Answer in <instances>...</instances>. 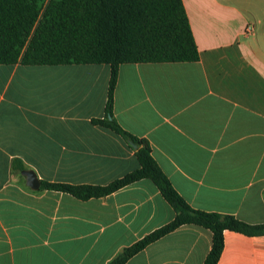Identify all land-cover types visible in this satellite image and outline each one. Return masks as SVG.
Instances as JSON below:
<instances>
[{
  "label": "crops",
  "instance_id": "1",
  "mask_svg": "<svg viewBox=\"0 0 264 264\" xmlns=\"http://www.w3.org/2000/svg\"><path fill=\"white\" fill-rule=\"evenodd\" d=\"M182 2L198 60L120 64L111 117L192 208L264 222V0ZM109 77L105 63L0 64V264H106L174 217L148 179L86 199L41 188L138 167L136 147L95 122ZM210 246V230L184 224L125 264H202ZM216 264H264V235L224 230Z\"/></svg>",
  "mask_w": 264,
  "mask_h": 264
},
{
  "label": "trees",
  "instance_id": "2",
  "mask_svg": "<svg viewBox=\"0 0 264 264\" xmlns=\"http://www.w3.org/2000/svg\"><path fill=\"white\" fill-rule=\"evenodd\" d=\"M197 60V46L182 0H0V64H108L105 115L95 122L136 145L138 167L108 184L41 181V188L86 199L148 179L175 211L168 223L124 247L106 264H125L149 243L184 224L211 232V246L202 264H216L224 230L264 235V222L248 223L232 214L192 208L153 159L148 144L111 117L120 64Z\"/></svg>",
  "mask_w": 264,
  "mask_h": 264
},
{
  "label": "water",
  "instance_id": "3",
  "mask_svg": "<svg viewBox=\"0 0 264 264\" xmlns=\"http://www.w3.org/2000/svg\"><path fill=\"white\" fill-rule=\"evenodd\" d=\"M110 118V116H108ZM132 146H136L135 144L131 143ZM22 173L25 175V179H26V184L32 188V189H37L39 188L40 185V181L37 178L36 173L34 172V170L32 169H26L23 170Z\"/></svg>",
  "mask_w": 264,
  "mask_h": 264
},
{
  "label": "built area",
  "instance_id": "4",
  "mask_svg": "<svg viewBox=\"0 0 264 264\" xmlns=\"http://www.w3.org/2000/svg\"><path fill=\"white\" fill-rule=\"evenodd\" d=\"M252 30V25L251 24H247L245 27V32H250Z\"/></svg>",
  "mask_w": 264,
  "mask_h": 264
}]
</instances>
